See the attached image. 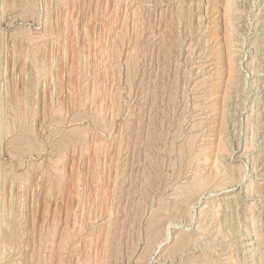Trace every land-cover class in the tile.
<instances>
[{
	"label": "rangeland",
	"instance_id": "rangeland-1",
	"mask_svg": "<svg viewBox=\"0 0 264 264\" xmlns=\"http://www.w3.org/2000/svg\"><path fill=\"white\" fill-rule=\"evenodd\" d=\"M0 264H264V0H0Z\"/></svg>",
	"mask_w": 264,
	"mask_h": 264
}]
</instances>
